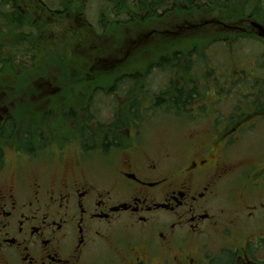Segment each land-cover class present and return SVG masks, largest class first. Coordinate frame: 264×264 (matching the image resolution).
<instances>
[{"label":"flooded vegetation","instance_id":"flooded-vegetation-1","mask_svg":"<svg viewBox=\"0 0 264 264\" xmlns=\"http://www.w3.org/2000/svg\"><path fill=\"white\" fill-rule=\"evenodd\" d=\"M233 1L196 0L195 5L199 9H216ZM168 3L165 0L164 5ZM149 7L150 4L146 12L151 13ZM34 8L50 16L63 12L43 3ZM224 12L230 14L229 23H210L246 39L254 38L250 36L252 32L259 34L258 26L264 28L263 22L255 21L242 7L234 15ZM179 55L181 52L162 55L171 67L167 66L166 78L177 77L182 61ZM212 70L208 77L213 81L208 86L212 85L216 92L226 90L224 75ZM239 70L242 92H252L246 103L263 109L264 82L253 80V67L252 71ZM136 75L135 70L126 71L112 83ZM131 84L135 86V79ZM126 85L123 84L127 91L116 92L117 84L107 90L116 99L112 100L114 113L106 122L121 121L125 135L122 142L103 139L98 144L96 150L110 163L109 168H104L105 175L99 177L84 168L91 150L83 134L76 144L68 142L72 141L70 134L57 142L54 135L48 138L40 132L24 135L15 143L10 133L12 118L6 112L7 106H0V264H100L94 256L102 264H264V202L248 201V197L263 193L264 157L239 162L223 158L238 148L248 124H253L259 115L243 118V111L238 121L208 120L211 130L205 147L176 163L170 155L142 151L140 120L131 116V104L118 111L122 102L135 101L133 88ZM180 88L176 85L169 93L170 108L195 103L193 94L192 99H183L177 107L172 97ZM95 89L101 90L95 87L92 92ZM49 92L54 93L52 89ZM88 105L90 101L86 109ZM195 106L191 107L195 114L192 112L183 121H200L197 111L203 104ZM69 113L68 117L73 115ZM85 120L95 125L94 117L86 114ZM8 150L15 156L14 164ZM42 152L50 162L55 158L64 162L59 158L66 156L70 160L64 168H28Z\"/></svg>","mask_w":264,"mask_h":264},{"label":"rangeland","instance_id":"rangeland-1","mask_svg":"<svg viewBox=\"0 0 264 264\" xmlns=\"http://www.w3.org/2000/svg\"><path fill=\"white\" fill-rule=\"evenodd\" d=\"M17 1L22 7V16L30 20L32 30L34 28L35 35L37 31L39 36L34 38L36 46L32 63H29L30 60L26 64L22 60L20 62L24 67H18L15 62L12 71L0 68V106L6 105V112L12 118L10 133L13 142L17 143L24 135L31 136L40 132L48 138L54 135L57 142L64 141L63 138L70 134L72 141L68 142L76 144L82 138L83 129L88 128L97 138L98 146L105 130L93 124L88 126L86 114L96 109L95 119L100 124L106 122L107 117L114 113L112 100L116 99L113 92L107 94L109 86L115 87L117 84L120 89L118 91H127L121 81L112 83L113 78L135 70L137 78L131 91L136 94L134 97L139 96L143 106L156 96L160 98V101L156 99L157 102L146 109L150 117L143 120L141 125L143 152L170 155L175 157L176 163L192 157L209 140L211 125H208V120L215 118L217 122L238 121L244 111L243 118L257 115L263 118H255L253 124L249 123L248 131L241 136L238 148L223 158L239 162L253 159L254 156L264 157V108L246 103L252 92H242L240 76H237L241 75L238 68L252 71L253 67V80L259 84L264 82V39H260L262 36L252 31L250 36L254 38H242L239 33L226 31L221 25L210 23L211 20L229 23L230 14L224 10L233 14L241 12V7L255 21L264 23V0H234L216 9H199L194 3L195 8L191 10H179L178 4L183 7L185 4L181 0H173L174 6L168 5L169 12L163 6L157 9L161 11L160 17L150 16L148 12L142 11L140 17L133 22L128 19L114 22L121 21L122 16L114 15V19L110 18L109 14L101 11L100 4L93 1L75 10L79 14L59 12L53 16L42 12L41 8H34L41 5V0ZM43 1L48 2L52 9H57L50 0ZM205 21L208 23L197 26ZM48 39L66 42V58L48 55L44 47V41ZM174 52H181L180 71L174 79L166 78L165 68L168 64L161 61L162 55ZM192 57L194 58L191 59ZM188 66L191 69L186 71ZM212 69L224 75L228 84L226 90L216 92L212 85L208 86L213 81L212 77H208L214 72ZM176 85L189 92L194 90L195 103L170 108L168 95L175 90ZM95 87L101 90L94 95L91 92ZM50 89L54 93L49 92ZM157 91L163 92L157 94ZM88 96L92 97V102L86 109ZM257 96L258 93L255 100ZM214 101L215 104L212 105L211 102ZM158 102L161 104L157 105ZM128 103L122 102L118 111L125 110ZM196 104H203V108L197 111L200 121H183L182 119L195 112V108L192 111L191 107ZM240 106H244V109ZM68 112L73 115L68 117ZM138 115H142L139 110ZM122 117L127 121L125 112ZM123 133L120 142L124 141ZM7 155L14 164L15 156L11 150H8ZM38 158L28 168H64L70 160L66 156L59 158L64 159V162L57 158L50 162L43 152ZM223 158L219 159V164L223 162ZM109 164L108 159L97 150H92L85 158L84 168L99 177L105 175L104 168H109ZM261 191L263 193L255 195V198L248 197V201L255 199V203L264 202V189ZM94 259L102 264L99 257L94 256Z\"/></svg>","mask_w":264,"mask_h":264},{"label":"trees","instance_id":"trees-1","mask_svg":"<svg viewBox=\"0 0 264 264\" xmlns=\"http://www.w3.org/2000/svg\"><path fill=\"white\" fill-rule=\"evenodd\" d=\"M96 2L97 4H100L101 11H104V13L111 15H121V21L115 20L114 22H122L125 19H128V21H136L138 17H140L142 11H146L147 6L150 4V16H157L160 17L159 11L157 10L154 12L156 8L162 7L165 4V0H50L51 4H53L54 7H59V9H62L63 12H76L75 10L81 9L82 5H89L90 2ZM167 1H173V0H167ZM177 1V0H176ZM185 7H183L181 4H178L180 9L185 10H191L194 7V3H196V0H181ZM41 3L48 4V2H44L41 0ZM171 6V3L169 4ZM168 5H164L163 7L169 12L170 9ZM20 4H18L17 0H0V68L1 70H7L12 71L14 70V63L17 62L18 67H24L23 64L21 65V62H25L26 64L32 63V56L35 50L36 46V37L39 36V33L36 31L35 35V29L31 28V22L26 17L22 16L20 9ZM66 8V10H65ZM112 17V16H111ZM32 20V19H31ZM33 21V20H32ZM121 24V23H119ZM44 47L46 51L48 52L49 56H53V58L59 57L66 58L65 55H68V47L66 42L61 41V39H48L44 41ZM65 54V55H64ZM180 58V55L179 57ZM182 58V57H181ZM162 62L167 63V59H162ZM192 61V60H188ZM34 62V61H33ZM192 64V62H191ZM2 65V66H1ZM167 67V66H166ZM170 70L171 68L168 67ZM167 69V68H165ZM186 71L191 69L189 66L188 68H185ZM137 75L134 77H124L125 80H122L121 82L123 84H127L128 89H132L133 86L131 84L132 79H136ZM140 86V85H139ZM140 87H137L139 89ZM116 91L120 90L118 87L115 88ZM100 89H95L92 94H96ZM164 91V90H163ZM163 91H157L163 92ZM150 93V92H149ZM195 94L194 90H191L189 92L188 90H184V88L177 89L174 96L172 97V101L176 102L177 107L179 106L180 102L185 99H192V95ZM136 96V94H135ZM155 97V94H154ZM136 101H131L129 104H131L132 107V113L131 116H134L135 118H138L140 120L139 126L143 124L144 117L147 118V112L146 109L149 107V105L152 104V100L149 102H146L143 106V103L139 100V96L135 97ZM160 101L159 97H155L154 101ZM90 103L92 102V98L89 99ZM161 104L160 102L157 103V105ZM96 109H92L89 111L88 118H96L95 114ZM141 111V116L138 115ZM241 110V109H240ZM241 113V112H240ZM87 123H90V120H87ZM95 126L101 127V129H104L105 132L102 133L101 141L104 140H111L113 139L116 141L117 139H120L121 132L124 130V124L121 121L115 120L113 123H99V121H95ZM90 126V124H87ZM114 133L115 135H113ZM83 135L85 136L84 139L86 140V147L88 150H96L97 145L96 141L97 138L93 136V131H91L88 128L83 129ZM108 135H112V137H109ZM108 136V137H107ZM112 140V141H113ZM100 141V142H101Z\"/></svg>","mask_w":264,"mask_h":264},{"label":"water","instance_id":"water-1","mask_svg":"<svg viewBox=\"0 0 264 264\" xmlns=\"http://www.w3.org/2000/svg\"><path fill=\"white\" fill-rule=\"evenodd\" d=\"M260 32L259 34L264 37V28L262 26H258Z\"/></svg>","mask_w":264,"mask_h":264}]
</instances>
